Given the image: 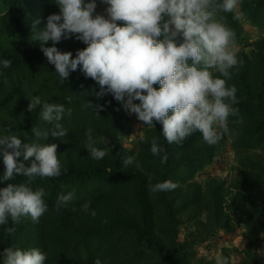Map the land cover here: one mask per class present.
<instances>
[{"label":"trees","instance_id":"1","mask_svg":"<svg viewBox=\"0 0 264 264\" xmlns=\"http://www.w3.org/2000/svg\"><path fill=\"white\" fill-rule=\"evenodd\" d=\"M100 5L106 13V5ZM58 12L53 0H0V58L13 62L0 72V134L11 129L22 141L31 142L35 125L51 127L39 117L42 103L35 111L28 110L31 96L72 108L71 117L62 120L66 136L50 134L40 141L58 145L63 174L31 180L18 175L8 181H30L34 189L44 188L48 210L38 223L24 217L18 224L9 221L0 226V251L38 247L47 253L45 264H93L96 258L103 264H215L216 257L201 256L199 248L220 244V256H227L230 264H264V0H240L236 13L216 15L235 33L238 64L226 80L237 88L235 106L243 117L229 118L230 130L238 135L226 134L216 145L207 144L199 132L180 144H168L162 124L156 122V127L143 126V136L127 146L129 115L121 102L111 94L99 100L91 95L99 86L79 69L61 80L32 38L46 25L47 16ZM250 28L258 31L255 37ZM56 46L73 56L87 47L75 38ZM88 101L105 107L97 114ZM88 129L93 130L97 146L107 151L100 160L91 158L85 148ZM101 137L110 143L104 144ZM153 139L166 150L165 163L164 152L159 156L151 152ZM230 149L236 159L231 179L207 169L223 166ZM129 155L134 162L125 167L122 161ZM4 168L0 158V172ZM165 180L178 187L150 191V184ZM68 192L74 199L57 211L56 199ZM88 200L95 216L81 208ZM12 226L16 231L7 233L5 227ZM237 236L246 239L242 249L227 245ZM235 250L237 259L231 253Z\"/></svg>","mask_w":264,"mask_h":264},{"label":"clouds","instance_id":"2","mask_svg":"<svg viewBox=\"0 0 264 264\" xmlns=\"http://www.w3.org/2000/svg\"><path fill=\"white\" fill-rule=\"evenodd\" d=\"M53 2L59 6V12L48 15L46 25L34 31L32 38L39 42L61 80L79 69L99 86L91 95L99 100L111 94L126 111L135 114L141 126L156 127L159 122L168 144H180L196 132L209 145L218 144L226 134L238 135L229 128L230 117L243 120L235 106L239 103L237 88L229 86L226 80L238 64L235 33L216 15L218 11L236 13L240 0H100L106 5L107 15L96 12L97 0ZM71 38L87 45L77 49L75 56L56 46ZM50 41L52 45L48 46ZM12 63L11 59L0 58V72ZM157 83L159 88L154 87ZM29 99V111H35L42 103L39 117L51 127L35 125L31 142L22 141L11 129L6 135L0 134V158L5 165L0 172V185L6 182V186H0V226H7L9 221L18 224L24 217L38 223L49 207L44 188L34 189L30 181H8L18 175L31 180L63 174L58 145L40 141L47 140L50 134L66 136L68 129L62 120L66 115L71 117L72 108L42 101L39 95ZM88 105L97 114L105 107L91 101ZM92 132L87 130L85 148L91 158L100 160L107 151L97 146ZM101 140L110 143L107 137ZM151 152L156 156L164 152L162 163L168 159L166 150L155 139ZM133 162L132 155L122 161L125 167ZM177 187L172 180H165L150 184V191L167 192ZM73 199V192L60 194L55 209L67 208ZM91 203L85 201L81 208L95 216ZM5 231L13 234L16 228L5 227ZM46 260L47 253L38 247L10 246L0 251V264H45ZM93 264L103 261L96 258ZM215 264L230 261L221 255L216 257Z\"/></svg>","mask_w":264,"mask_h":264},{"label":"rangeland","instance_id":"3","mask_svg":"<svg viewBox=\"0 0 264 264\" xmlns=\"http://www.w3.org/2000/svg\"><path fill=\"white\" fill-rule=\"evenodd\" d=\"M98 6L96 9L97 13L103 14L102 10L103 8L101 7V2L100 0H97ZM103 15H107L106 13H104ZM251 29V35L253 37H255L257 35V30L256 29ZM236 49H238V47H236ZM129 115V126H130V130L131 133L129 136H126L125 138V143L127 146L131 147L135 144V139H137L139 136H143L144 133V129L142 123L136 118L135 114H130L128 112ZM225 160L223 163V166H207V169L211 172H213V174L218 175L222 178L225 179H231L234 175H235V171L233 169V166L236 164V159L234 156V151L233 150H227V156H226V152H225ZM213 242V241H212ZM227 245L229 247H232L233 249H235V246H238L240 249L244 248L246 246V239L243 238L242 236H237L235 238L234 241L232 242H228ZM264 245V244H263ZM200 255L201 256H220V251H221V245H212L209 247H200ZM232 256L234 259H237V250L231 252Z\"/></svg>","mask_w":264,"mask_h":264}]
</instances>
